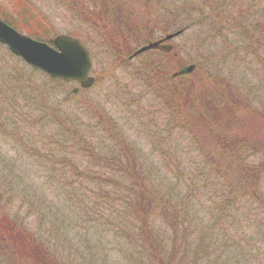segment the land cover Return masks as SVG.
I'll use <instances>...</instances> for the list:
<instances>
[{"label": "trees", "instance_id": "1", "mask_svg": "<svg viewBox=\"0 0 264 264\" xmlns=\"http://www.w3.org/2000/svg\"><path fill=\"white\" fill-rule=\"evenodd\" d=\"M191 1L187 0V3ZM98 2L101 5L97 4L100 7L97 21L93 11L91 15L87 14L88 17L98 23L102 43L113 45V50L118 49L115 60L120 64L116 68H123L125 74L140 84L142 94L127 93L131 94L128 97L140 96L137 99L140 101L141 96L148 95L161 105L163 114L169 113L167 123L163 124L161 118L154 116L158 121L150 122V127L142 124L149 134L157 133L150 136L154 140H163L170 137L178 125L187 129L188 123L193 129L217 125L218 133L213 138L218 144L207 148L206 144L199 143V139L205 141L204 136L187 129L190 146L186 150H177L171 164L164 167L161 174L158 171L159 175L154 178L152 171L147 169L149 164L142 160V151H138L109 118L107 122L113 130H101L102 134H110L107 140L84 133L79 130L83 126L77 120L79 112L67 111L66 97L72 95L64 93L65 99H59L47 92L48 86L42 88L29 81L21 82L23 76L18 70L12 68V71L4 72L1 65L0 138L10 136L9 141L25 146L24 152L35 158L40 157L38 144L47 138L63 149L48 157L63 167L61 174L67 170L70 178L61 177L55 182L45 180L35 184V188L40 194L41 190H49L82 220L80 227L91 228L97 233L101 256H110L115 250L122 253L121 248L127 246L128 257H142L146 264H217V253H220L219 258L224 257L231 264H239L240 260L244 264H264V191L260 186L264 179V151L249 149L251 142L246 135L228 132L230 127L240 123V117H236V113L241 112L240 101L229 102L222 90L215 98L198 96L194 83L189 81V74L169 75L167 68L172 67L173 59L170 55L146 54L133 66L126 60L132 52L130 47L125 48L127 40L148 41L147 27L159 25L158 29L165 32L173 24L177 30L190 26L179 27L177 15L172 10L162 14V0H157L153 7L149 8V5L142 9L139 18L136 14L134 19L136 10L133 11V7H129L127 13L123 3ZM201 4L210 6L209 0ZM210 7V11H199L200 17L218 16L221 5L213 0ZM191 11L189 8V15ZM255 20L256 26H264L260 18ZM6 22L16 27L11 21V24ZM35 39L44 41L40 35ZM256 42L264 46L261 40L256 39ZM45 77L53 82L51 86L65 84ZM89 101L83 99L82 103ZM92 108L88 106L85 110ZM186 109L192 113L190 117L183 115L188 122L177 112L186 114L183 112ZM99 113L107 114L106 110H99ZM174 118L175 124L171 125L170 120ZM44 125L53 128L48 136L40 133ZM228 128V131H222ZM90 130L95 134L91 127ZM159 152L147 157H165ZM252 155H258V160L249 162ZM204 195L205 201L201 203L203 199L200 198ZM46 197L41 195L42 204L49 202ZM29 198L15 182H0V264H96L94 258L99 254L95 244L93 248H87L90 258L84 263L63 254L66 230L78 225H62L60 221L59 226L46 220L40 229L32 231L30 215H27L31 210ZM194 203L201 204L206 213L195 212ZM15 205L17 210L13 209ZM21 209L25 211L22 216ZM156 219L159 226L153 222ZM51 230L58 234L56 239L61 242L45 240V234H50ZM108 237L105 242L113 246L102 243Z\"/></svg>", "mask_w": 264, "mask_h": 264}, {"label": "rangeland", "instance_id": "2", "mask_svg": "<svg viewBox=\"0 0 264 264\" xmlns=\"http://www.w3.org/2000/svg\"><path fill=\"white\" fill-rule=\"evenodd\" d=\"M108 1L113 5L123 3L127 9L134 5L133 0ZM155 2L157 0H139L137 7L140 3L142 9L148 8L149 5L150 8L155 6ZM202 2L204 0H192L191 3H187V0H162V14L172 10L174 15H177L179 27L190 25L188 28H184L185 30L180 35L169 41L173 46V51L177 53L176 56H172L173 69H171L172 67L167 68L169 75L182 67L193 66L194 70L188 78L190 82L194 83L198 96L207 95L215 98L222 90L229 102L239 100L241 112H237L236 117H240V123L230 127V131H228L229 128L222 129V131L227 130L243 137L246 135V138L251 142L248 145L249 149L264 151V46L260 42L255 43L256 39L264 43V26L261 24L256 26L255 22L256 18H260L261 22H264V0H216L221 5L220 13H217L218 16L207 15L206 19L200 17L199 11H210L213 0H209V7L207 4H201ZM253 2L257 3L254 4ZM97 4L101 5L98 0H0V17L4 21L14 23L15 29L21 34L34 36L33 38L40 35L44 41H51L60 34L70 35L80 40L91 52L92 75L98 81L92 88L74 93L72 89L77 87L75 82L70 84L55 83L51 86L53 82L48 81L45 75L27 67L17 56L10 54L0 44L1 70L10 72L13 70L12 68H15L24 77L20 80L21 82L29 81L42 88L48 86L47 92L54 94L59 99H65L64 93L72 95L69 98L66 97L69 106L67 111L79 112L77 120L83 125L79 130L84 133L107 140L109 138L107 135L110 134H102L101 130H109L110 128L113 130V126L107 122L109 118V121L116 124V129H120L126 135V139L139 149L138 151H142V160L149 164L147 169L152 171L154 178H157L159 173L161 174L164 167L171 164L177 150H186L190 146L191 141L187 136V129L199 136H204L205 141L199 139V143L201 145L206 144L207 148H212L213 144H218V141L213 138L214 134L218 133L217 125L210 127L202 125L193 129L188 123L187 129L178 125L170 137H164L166 140L163 137H160L163 140H154L150 136L157 135V133L149 134L146 131L147 128L142 124L150 127V122L158 121L154 116L161 118L163 124L167 123L170 119L169 113L163 114L160 111L161 105L153 101L148 95L141 96L140 101L137 100L140 96L132 99L128 97L131 94L127 95V93L142 94L140 93V84L129 74H125L123 68H116L120 64L115 60V53L118 49L113 50V45L102 43L99 38L100 31L98 30L100 28L98 25L96 26L98 23H94V20L92 22V19L87 15H91L92 8ZM189 8L192 9L190 15ZM23 11H27V13ZM152 20L151 17L150 21ZM116 22L120 25L119 20ZM158 26H152L151 29L147 27L148 41L156 40L166 33L177 30L175 24L171 27L166 25L169 29L165 32L158 29ZM142 41L143 39L139 38L134 41L128 39L125 48L130 47L133 51L144 43ZM153 53L146 52L134 58L131 65L141 60L146 54L150 56ZM175 63L176 66H174ZM126 97L128 98L126 99ZM83 99L92 102L82 103ZM229 102L228 104H230ZM88 106L93 108L86 111L85 108ZM99 110H106L107 114H100ZM177 112L185 121L187 117L183 115L190 117L192 114L189 109L183 111L186 114L179 110ZM174 120L175 118L170 120L171 125ZM90 127L95 131V134L90 130ZM213 128V131L210 130ZM52 129L44 125L41 127L40 133L48 136ZM9 139L10 136H1L0 138V182H15L16 186L30 197L28 201L31 210L30 214L27 215H30L28 220L32 231L40 229L41 224L46 220H52L55 225L59 226L60 221L62 225H78L77 227L69 226L66 230V246H64L63 254L69 258L84 263L90 258L86 253L87 248L90 246L93 248L95 244V251H98L99 254L94 258L97 261L96 264H146V260L141 259L142 257H128L126 254L130 252L126 251L127 246L121 248L122 253L115 250L110 256H101L99 248L101 245L99 246L97 233L95 234L91 228L80 227L82 220L75 215L71 208L62 201L59 202L58 198H54V194L49 190H41L40 194L35 188V184L45 180L55 182L61 177L70 178V174H66L67 170L61 174L63 167L58 165L56 160L48 157L50 153L57 155L62 152V148L47 138L38 144L37 152L40 157L35 158L24 152L25 146L9 141ZM158 151H160L158 154L165 157L154 156L157 155L155 153ZM150 153L154 155L147 157ZM256 160H258V155H252L248 158L249 162ZM53 173L56 174L52 175ZM260 186L264 191V179ZM20 194L22 195V193ZM41 195L47 196L46 199L50 202V206H48L49 202L46 201L42 204ZM204 198H206L205 195L200 198L203 199L201 203L205 201ZM13 209L17 210L18 208L15 205ZM194 211L206 213L201 208V204L197 206L196 203H194ZM24 213L25 211L21 209L20 215L22 216ZM71 220H75L73 224ZM153 222H155V226L160 224L157 223V219ZM44 228L45 226L42 227V230ZM57 237L58 234L54 230H51L50 234H45V240L50 238L51 242H61L62 240H57ZM108 239L109 237L103 239L102 243L113 246L112 243L105 242ZM108 248H106L107 253H109ZM52 249L58 250V248ZM217 255V264H231L224 257L219 258L220 253ZM241 262L240 260L239 264H244Z\"/></svg>", "mask_w": 264, "mask_h": 264}, {"label": "water", "instance_id": "3", "mask_svg": "<svg viewBox=\"0 0 264 264\" xmlns=\"http://www.w3.org/2000/svg\"><path fill=\"white\" fill-rule=\"evenodd\" d=\"M182 30L166 34L162 39L149 42L133 52L132 56L147 50L170 52L172 46L164 42L179 35ZM54 47L17 32L0 18V43L20 57L26 64L35 67L50 77L65 81L77 80L81 87H89L93 79L88 77L91 62L85 48L74 38L58 35L53 39ZM193 66L181 72H191ZM74 92L77 89L73 90Z\"/></svg>", "mask_w": 264, "mask_h": 264}, {"label": "flooded vegetation", "instance_id": "4", "mask_svg": "<svg viewBox=\"0 0 264 264\" xmlns=\"http://www.w3.org/2000/svg\"><path fill=\"white\" fill-rule=\"evenodd\" d=\"M144 1H145V0H144ZM148 1H149V0H148ZM133 4H134V5H133V11L136 10L135 14L133 13V14H134L133 19H134V18H136V17H135L136 14H137L138 16H140V14H141L140 11L142 10V7L140 6V3H139V6L137 7V1H133ZM99 9H100V7H98V5H96L95 7L92 8V11L94 12L95 21H97L98 14L100 13V12H99ZM128 9H129V8H128ZM128 9L126 8L127 13H128ZM143 9H144V8H143ZM127 18H129V17L127 16ZM133 19H132V20H133ZM95 23H96V22H95ZM159 38H161V37H159ZM159 38H158V39H159ZM153 51H154V52H160V53H163V52L160 51V50H153ZM169 53H170V52H169ZM164 54H165V53H164ZM166 54H167V53H166ZM133 59H134V58H133ZM128 60H132V59H129V58H128Z\"/></svg>", "mask_w": 264, "mask_h": 264}]
</instances>
